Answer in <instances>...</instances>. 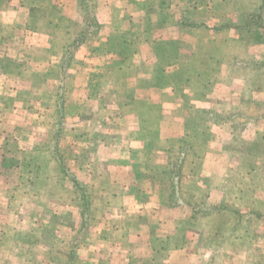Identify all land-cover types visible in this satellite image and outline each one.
Here are the masks:
<instances>
[{
    "label": "crops",
    "instance_id": "obj_1",
    "mask_svg": "<svg viewBox=\"0 0 264 264\" xmlns=\"http://www.w3.org/2000/svg\"><path fill=\"white\" fill-rule=\"evenodd\" d=\"M37 1L0 0V70L2 71L1 75L6 73L5 76L0 75V248L2 246L3 249L5 244H11L7 237H5L9 234L8 229L16 231L20 227L21 229L31 227L33 230H37L36 227L40 229V226L51 228L52 224H48V218L53 216L58 210H65L64 212L70 216L71 223L67 221L61 222L64 225L60 224L58 226L61 231H58L54 235L56 238L52 242V238L49 242L42 240V242H46L44 248H47L44 251V255H42L41 251L38 255V250L33 248L34 254L32 258L27 257L29 253L27 252L29 251L28 245H39L42 243L41 240L39 241L34 236L32 239L30 237L21 238L20 250L19 246H16L17 249L13 252L7 251L4 248L0 253V259L4 264H37L46 258L51 263L60 260L63 264H203L202 252L200 254L197 251L193 252V249L190 247L193 240L189 239L188 236L179 235L182 226L185 223L189 224L190 221L195 219L194 215L198 212L201 201L196 196L192 199L190 197H188L189 199L185 198L183 193H179L178 186L174 190L172 178L167 179L168 181L165 182L163 181V177L157 174L151 176L149 173H146L144 166L140 164L137 166V163L134 164V161L139 159L138 157L141 153L145 154L156 151L151 146V141H148L153 136L148 135V133L155 131L157 139L162 141L169 140L167 139V135L163 134L162 137L161 131L163 127H153L154 124H151L150 127H142L138 122L130 126L128 124L124 126L123 134H121L122 131L120 132V130L122 127H118L117 125L118 119L121 117L120 110H113L114 103L107 102V100L115 101L116 97H113L114 95L111 93L104 95V93H100L97 90L98 88L90 87V77L86 79L88 88L84 93L80 94L79 99L75 98L76 94H73L72 89H70L69 94H65L64 98H62L65 117L63 127L61 128L63 129L64 136L58 133L60 127H50V123L48 124L49 127L45 125L50 120L44 121V127H42V120L39 119V128L36 131H34V127H31L32 123L30 125L25 124L27 119L24 118L26 114L24 108L28 106L27 100L30 98H36L35 100L39 101L44 99L41 95L49 91L51 84L56 86L58 80H60L58 84H72L68 73L64 75L60 71L58 79L55 77L59 71L57 69H60L63 65L62 61L69 62L70 60V65H67L70 69L85 67V65L79 64V59L84 58L79 56L81 48H83L82 52H84L83 54L87 59L96 62L90 68H98L103 78H113L116 74L119 79L121 75L126 76L130 74L126 68L130 64L126 63L123 56L129 44H122L121 47L115 45L112 47L108 46L109 48L104 53H97L98 49L95 51L92 49L91 51L97 55L92 56L90 55L91 51L88 48L86 49L84 45L87 36H83L81 39L77 38L84 34V31L76 33L70 45H65V49H62V53L59 55L60 59L58 60L55 36L60 32L57 30L60 29V26L56 24L57 14L59 13L61 19L65 17L67 21L77 20L66 17L63 14L62 8L65 9L70 1L63 0L67 3V5H64L65 3H62V0V2L60 0H46L48 13L52 16L51 21H47L44 17L43 13L45 9L33 7ZM93 1L95 0H89L88 4L93 5ZM74 2L78 6L80 4L84 5L83 0H74ZM111 10L113 13H111L107 20H105L106 17L102 14L100 17L99 13H95L92 19L89 20L87 18V20L93 24L98 19L99 22L100 18L103 19L100 27L109 30L111 38L115 32L114 35L116 37L114 36V40H116L119 36L122 37V32L121 27L118 28L119 32L114 31L115 7L113 6ZM29 25H31V29H29ZM44 27L48 28L45 30ZM21 36L27 37L29 41L28 46L31 49L35 48L39 52L31 56V61L25 57L27 55H25L26 53L24 54L22 47L9 46L11 39L13 40ZM23 39L25 41V38L21 40L23 41ZM79 44L80 46H78ZM85 50L88 51L85 53ZM3 54L4 56H2ZM100 61H104L102 64L103 69L99 65ZM14 63H16V66L20 70V74H16V80L12 81L10 79L13 78L10 75L12 72H7V70L11 69ZM140 64L137 62L136 65ZM233 66L243 68L247 66V61L243 62V59L239 58V62H236ZM131 75L138 79L140 78L139 80L142 79L141 81L147 84V86H151L150 81L146 79L149 77L142 74L135 75L132 72ZM151 75L152 73L150 72ZM238 76L240 75L237 74L235 76L230 74L228 76L232 79L229 82L232 83L229 87L231 99L234 98L241 101L238 107H235L237 114L239 112L243 116L253 115L252 112L246 109L243 111V108L244 106L247 108L249 103H251L250 105L256 103V106L262 109L261 113L256 115L264 116V101H261L264 98L258 99L256 95V97H251L250 101H248L247 93H249V90L245 85V79ZM42 77H45V79L42 80ZM67 77L68 79H66ZM118 79L117 82L120 83V79ZM20 81L31 84V88L27 93L25 89L19 90L16 86V83ZM46 83L48 89L44 87ZM41 86H43V91H41ZM147 86L144 88L152 89V87ZM19 93L28 94L27 97L25 96L26 100L21 98L18 95ZM159 93L161 98L164 93L163 91H159ZM244 93L246 94L243 95ZM54 94L57 93L54 91ZM226 100H228L227 97L221 105V107L223 106L222 108H226L224 106L226 105ZM78 103L81 105H76ZM240 105H243V108ZM76 106L80 107L81 110ZM209 106L211 105L209 104ZM167 107L168 105L163 104L162 111ZM109 108L112 109L110 110ZM143 108L144 110L152 109V105L148 103ZM232 109L234 108L232 107ZM68 110L70 112H67ZM102 110L106 111L102 115L104 119L98 117V120H103L105 126L113 125V127H98V124L96 125L94 121L89 119L91 117L90 113H94L95 117L101 116L103 114L101 113ZM54 113L55 108L53 109V107H48L45 111L46 115L54 116ZM133 114L136 117L137 112L134 111ZM256 115L252 116L253 118L251 119L254 123H258L259 121L258 119L255 120ZM247 118L249 120V117ZM136 119H138V116ZM22 123H24V127L21 126ZM52 124H54V121H52ZM182 128L177 127L179 134L176 136L184 138V135H182L184 130ZM210 128L211 137L209 142H213V145H215L214 143L220 140L225 150L234 145V142L231 141L234 140V137L238 136L242 138L241 145L245 144L244 148H248L249 144L255 146V144L259 145L260 141H264V127H228L225 123ZM79 129H81L80 131L83 130L81 133L82 140H78L76 137V132ZM25 130L28 131L26 132V136L23 135ZM42 130L47 132V134L42 132ZM163 131L165 132V130ZM56 135H58V138H56ZM74 140L76 142L81 141L84 145L80 151H76V148L72 149ZM191 142H187L189 143L187 154H184L183 151L182 155H179V152H177V155L168 156L166 150H157L159 154L157 166L165 164V167L163 166L165 169L170 163L180 162V164H184V169L186 166L191 165L192 171L187 174L189 178L187 185L193 186L196 183L193 186L196 192L201 188L202 178L214 180V178L219 176L217 173L204 172V167L209 163V159H216L218 156H222V154L225 156V153L224 151H216L215 147L211 146L208 142L207 152H204L202 155L198 150L190 146ZM230 142L232 145L229 146ZM252 152L246 151L243 157L241 149L240 151L236 150L232 152V149L228 148L229 159H225L224 156L220 159L221 164L227 163L229 165L228 177L242 176L240 171L243 165L250 161L248 156H251L249 154H252ZM47 154L50 158L46 156ZM179 156H181V159ZM40 158H47L50 166L62 164L65 167L66 171L60 178L64 179V188L67 187L65 195L68 194V199H66L64 204L54 206L48 204V206H45L46 208L44 207L45 209L43 208V211L39 208L40 204L34 202L26 204L27 202L23 200L24 198L22 199V204L19 202L17 204L16 202L15 205V203L10 201L8 196H25L23 177L21 176L24 166L31 165V168L27 169V173L34 172L36 168H42V160ZM242 158H247L248 160ZM11 171L17 173V176L12 178L14 181L16 180V184H13L14 182L10 180ZM50 171H52L51 168ZM46 176L47 174L45 173L43 177L45 178ZM73 177L82 183L80 190L74 187ZM29 180H32L36 186L40 185V182L37 184L32 177ZM183 182L186 183V181ZM208 184L217 191H226L220 184L213 182H209ZM259 185L262 186L257 188L256 196H258L260 203L264 206V178ZM36 189L41 191L40 186L36 187ZM213 189H211V192L209 191L211 195ZM238 192H234L236 196L239 195ZM54 194L56 193L54 192ZM262 210L259 212L264 213V209ZM200 213L202 212H199L197 215L199 216ZM43 214H45L46 218L43 217ZM54 241H57L56 245ZM22 244L26 247H22ZM6 247L9 248V246ZM262 253L261 259H264Z\"/></svg>",
    "mask_w": 264,
    "mask_h": 264
},
{
    "label": "rangeland",
    "instance_id": "obj_2",
    "mask_svg": "<svg viewBox=\"0 0 264 264\" xmlns=\"http://www.w3.org/2000/svg\"><path fill=\"white\" fill-rule=\"evenodd\" d=\"M64 1L62 3L67 5ZM68 1L70 3L67 7L65 9L62 8L63 14L77 21H67L65 17L61 19L59 13L57 14L56 24L60 26V29H57L60 32L55 36L58 60L60 59L59 55L62 53V49H65V45H70L76 33L84 31L85 33L77 38L81 39V37L87 36L89 40L86 39L84 45L90 51L98 49L97 53H104L109 48L108 46L112 47L115 45L121 47L122 44H129L124 58L126 63L131 65L126 67L130 74L119 76L120 80L116 74L113 78H103L98 68H90L96 62L87 59L83 54L84 52H82L83 48H81L79 56L84 58L79 59V64H83L85 67L70 69L67 65H70L71 61H62L63 65L60 69H57L59 71L55 76L58 79L60 71L64 75L68 73L71 77L69 79L72 80L71 85L69 83L58 84L60 80L57 81L56 79V86L51 84L49 91L41 95L44 99L39 101L35 100L36 98H30L27 100L28 106L24 108L26 112L24 118L27 119L25 124L30 125L32 123L31 127H34V131L39 128V119L42 120V127H44V121L50 120L45 125L49 127L48 124L50 123V127H60L58 133L64 136L63 129L61 128L63 127L65 117L62 98H64L65 94H69L70 89H72L73 94H76L75 98L79 99L80 94L87 90L86 79L90 77V87L98 88L97 90L100 93H104V95L111 93L114 95L113 97H116L115 101L107 100V102L114 103L113 110H120L121 117L118 119V123L117 121L115 122L118 127H122L120 130V132L122 131L121 134H123L124 126H127V124L130 126L138 122L142 127H150L151 124H154L153 127H163L161 131L162 137L163 134L167 135V139L169 140L162 141L157 139L155 131L148 133V135L153 136L148 141H151L150 144L156 151L145 154L141 153L138 157L139 159L134 161V164L137 163V166L138 164L144 166L146 173H149L151 176L157 174L163 177V181L167 182L170 175L164 169L165 164L157 166V157L159 156L157 150H166L168 156L177 155V152H179V155H182L183 151L184 154H187L188 147L186 143L192 141L190 146L203 155L204 152H207L208 142L210 141V127H217V125L225 123L228 127H264V116L256 115L262 111V109L256 106V103L252 105L249 103L247 108L245 106L243 108V105H240L243 111L246 109L252 112L253 115L243 116L239 112V115L237 114L235 107H238L241 101L234 98L231 99L229 87L232 83L229 82L232 79L228 77L230 74L235 76L238 74L240 75L238 77L245 79V85L249 90V93H247L248 101H250L251 97H256V95L258 99L264 98V27L255 26L253 28L252 31H255L253 32L255 37L252 35L241 37L238 30H229L231 33L229 37H231L233 43L236 40L235 46H229L231 48L228 47V28H221L222 25L229 21L231 23L237 22L238 14L241 11L248 9L255 10L254 5L258 3V0H95L93 1V5L88 4L89 0H83L84 5L80 4V6L74 0ZM36 3H34L35 6L33 7L45 9L43 15L47 21L50 20L52 16L48 13L46 0H38ZM112 5L115 7L114 31L119 32L118 28L121 27L122 32V37L119 36L116 40H114L116 37L114 35L115 32L111 38L110 31L100 27L103 19L100 18V22L98 19L93 24L89 22L95 13H99L100 17L104 15L106 17L105 20H107L111 13H113L111 10ZM262 14L264 16V8ZM28 27L31 29V25ZM44 28L46 30L48 27ZM22 38H25V41L24 39L22 41ZM161 41L177 43L176 47L174 46L172 54L160 53L157 47L160 46ZM214 41L216 46L206 53L207 47L213 46ZM28 43V38L21 36L13 40L11 39L9 46L22 47L24 54L26 53L25 55H27L25 57L30 60L32 55H36L39 52L35 48L31 49ZM87 51L85 50V53ZM93 51H91L90 55L97 56ZM92 56L90 57L93 58ZM61 57L63 58V56ZM239 58L243 59V62L247 61V66L243 68L234 67L233 65L239 62ZM103 62H99V65L102 67L101 69H103ZM137 62L143 65H136ZM180 62L186 64H184L185 71L178 65ZM16 63L18 62L16 61ZM16 63L12 64L11 69L7 70V72H12L10 74L13 77L10 78L12 81L16 80V76L20 74ZM142 67L143 69H141ZM1 72L0 70V75ZM131 72L135 75L142 74L147 77L150 76V72L152 75L159 72V75L164 76L163 79H165L162 80L164 81L163 87L147 86V84L139 80L140 78L138 79L131 75ZM5 74L1 76H5ZM30 76L32 75L30 74ZM43 79L45 77H42ZM117 79L120 83L117 82ZM20 82H17L16 86L19 90L25 89L27 93L31 88V84ZM145 86L152 87V89H145ZM44 87L48 89L47 83ZM41 91H43V86H41ZM54 91L57 94H54ZM159 91H163L164 93L161 98ZM18 95L24 100H26L25 96H28V94L24 93H19ZM49 97L50 99H48ZM224 97L228 98L225 101L226 105H224L226 108L221 107L225 100ZM148 103L152 105V109L144 110V105H148ZM163 104L168 105V107L162 111ZM76 105L79 106L81 104L78 103ZM48 107L55 108L54 116L45 114ZM78 108L81 110L80 107ZM109 109L111 110L112 108ZM134 111L137 112L136 117L138 116V119L134 116ZM67 112H70V110ZM101 113H103L101 116L96 117L94 113H90L91 117L89 119L94 121L96 125L98 124V127H113V125L105 126L103 120H98V117L101 118L106 111L102 110ZM255 115L257 116L255 120H259L258 123L251 121ZM247 117H249V120ZM53 118L54 120H52ZM52 121H54V124H52ZM21 126L24 127V123ZM177 127H183V134H180L184 135V138L176 136L179 134ZM80 130L76 132L78 140H82L81 133L83 130ZM26 132L28 131L25 130L23 135L26 136ZM42 132L45 131L42 130ZM45 133L47 134V132ZM56 136L58 138V135ZM241 139L240 136L234 137V140L231 141L234 142V145L230 142L229 146H232L228 148L232 149V152L236 150L240 151L241 149L243 157L246 151H253L252 154H249L251 156H248L250 160L248 162L251 163L247 162L244 164L240 171L242 176L228 177L229 165L227 163H220L221 157L223 158L224 156L222 154V156H218L216 159H209V163L204 167L205 173H217L219 176L214 178V180L202 178L201 188L198 191L195 192V188L193 187L196 183L193 186L187 185V181L189 180L187 174L192 171L191 165L179 171L180 175H178L179 181L177 183L176 178H173V181L170 180L175 183L173 185L174 190L178 186L179 193H183L185 198L190 197L192 199L196 196L201 201L200 208L202 209V213L199 216L197 215L189 224L185 223L179 231V235L188 236L189 239L193 240L192 245L189 246L193 249V252L197 251L199 254L202 252L203 264H264V259H261V252L264 255V213L259 212L264 209V206L260 203L258 196H256L257 188L262 186L259 183H262L264 178V141H260L259 145L255 144L254 146L249 144L248 148H244L245 144L241 145ZM75 142L76 140L72 144V149L76 148V151H80L84 145L81 141ZM210 144L212 146L213 142ZM214 144L216 145H213L214 149L216 151H224V158L229 159L228 148L225 150L220 140ZM178 148L179 150H177ZM46 156L49 157L48 154ZM179 157L181 159V156ZM40 159L42 160V168H36L34 172L27 173V169L31 168V165L24 166L21 176L23 177L25 196H8L10 201L15 203V205L16 202L17 204L18 202L22 204L23 200L27 202L26 204L34 202L40 204L39 208L43 211V208L48 206V204L50 206L64 204L66 199H68V194L65 195L67 187L64 188V179L60 178L66 171L65 167L62 164L50 166L47 158ZM235 159L237 160L238 158ZM50 168L52 171H50ZM45 173L47 176L44 178ZM15 176H17V173L11 171L10 180L14 182L13 184H16V180L12 179ZM31 177L37 184L40 182V185L36 186L32 180H29ZM183 181H186V183ZM209 182L222 185V188H225L226 191L220 192L213 189L214 187L211 188L208 184ZM39 186L41 187V191L36 189ZM211 189H213L212 195L209 193ZM239 189H241L240 192H238ZM235 191L238 192V196L235 195ZM205 207H207V211ZM64 211L63 209L58 210L53 216L48 218L47 222L49 225L52 224L51 228L40 226V229L36 227L37 230H33L31 227L22 229L20 227L19 230L15 229L16 231L8 229L9 234L6 235V231L4 234L11 244H5L3 249L6 248L5 250L13 252L17 249L16 246H19L20 250L22 239L27 237L32 239L34 236L39 241L41 240V242L42 240L49 242L52 238V242L56 238L54 235L58 231H61L58 227L60 224H63L61 222L67 221L71 223L70 216ZM59 215L61 216L60 219ZM43 217H45V214H43ZM42 222L44 221L42 220ZM54 242L56 245L57 241ZM45 243L28 245L29 251L27 252L29 253L27 257L32 258L34 254L33 248L38 250V255L40 251L44 255V251L47 249L44 248ZM6 246H9V248ZM23 246L26 247L22 244ZM3 249L1 246L0 253ZM0 264H4L1 259ZM37 264L63 263L60 260L51 263L46 258Z\"/></svg>",
    "mask_w": 264,
    "mask_h": 264
},
{
    "label": "trees",
    "instance_id": "obj_3",
    "mask_svg": "<svg viewBox=\"0 0 264 264\" xmlns=\"http://www.w3.org/2000/svg\"><path fill=\"white\" fill-rule=\"evenodd\" d=\"M264 8V0H258V3L254 5V9L256 10H251V9H248V10H243L240 12V14H238V17H237V22H232L229 21L228 23H225L224 25H222L221 28L225 29V28H228V37L230 36V31L229 30H238L239 32V36L243 37L244 35L248 37L250 35L254 36L253 32L255 31H252L253 28L256 26V27H264V16L262 14V10ZM255 37V36H254ZM209 40L211 41V39L209 38ZM236 42V40H235ZM234 42V43H235ZM161 43V44H160ZM159 44L160 46H158V50L160 51V53H164V54H167V55H170L172 54L173 52V49H174V46L176 47V44L175 42H170L169 41H161ZM210 43V42H209ZM233 43L231 37H229L228 39V47L229 46H235V44ZM215 41H214V45L213 46H208L207 49H206V53H208V51L212 48V47H215ZM231 48V47H229ZM221 50V49H219ZM124 52V51H123ZM159 53V52H158ZM125 55V52L123 53V56ZM222 57V56H220ZM180 61V60H179ZM221 61V60H219ZM185 63H179L178 65H180L181 69H184V65ZM221 64V63H220ZM182 70V71H183ZM164 76H160L159 75V72L157 73H153V75L149 76V78H146L150 81V85H154V86H161V88L163 87V82L162 80H165L163 79ZM142 80V79H141ZM186 146L188 147L189 146V143H186ZM184 164H181L180 165V162L179 163H170L169 166H166L167 168H165L166 172L168 173V175H170V178H176V183L177 181H179V177L178 175H180V172L179 171H182V168H183ZM74 178V187L77 188V190H80L81 187H82V183L77 180L75 177ZM175 185V183H173ZM90 197H92L90 195ZM86 198V196H85ZM92 199V198H91ZM205 210L207 211V207L205 208ZM199 212H202V209L199 208L198 209V212L196 213V215H194V217L196 218L197 214ZM201 214V213H200Z\"/></svg>",
    "mask_w": 264,
    "mask_h": 264
}]
</instances>
